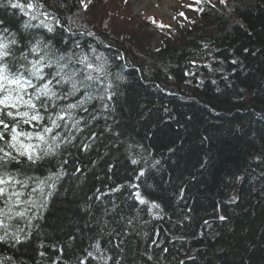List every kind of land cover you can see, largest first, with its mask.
<instances>
[{
  "label": "trees",
  "instance_id": "trees-1",
  "mask_svg": "<svg viewBox=\"0 0 264 264\" xmlns=\"http://www.w3.org/2000/svg\"><path fill=\"white\" fill-rule=\"evenodd\" d=\"M193 1L199 16L174 41L127 51L78 23L81 0H41L53 32L25 27L11 4L29 0H0L15 57L41 40L73 56L77 80L81 55L108 71L41 110L50 126L83 101L53 131L55 154L0 169L23 193L0 196V264H264V0Z\"/></svg>",
  "mask_w": 264,
  "mask_h": 264
},
{
  "label": "snow or ice",
  "instance_id": "snow-or-ice-1",
  "mask_svg": "<svg viewBox=\"0 0 264 264\" xmlns=\"http://www.w3.org/2000/svg\"><path fill=\"white\" fill-rule=\"evenodd\" d=\"M221 2L223 3L224 0ZM81 4L85 9L87 8V5L83 4V0H81ZM11 6L29 16V22L25 25L27 28L43 27L48 32H53L54 24H59V20L53 14L44 10L45 5L41 0H35V2L29 0L27 5L12 3ZM33 20L38 23L33 25L31 23ZM3 31H7V29H3ZM16 43L14 38L8 40L0 37V169L6 168L8 162L18 157H26L29 161L36 162L45 156L55 154L60 146L61 137L59 134L53 135V131L60 128V121H63L66 116H70L71 110L81 106L83 101L81 105L69 104L67 109H61L55 119L48 116V120L51 122L50 126L43 123L45 116L41 110L48 109V101L67 99L68 95L75 94L80 87L90 88L91 82L103 83L101 77L106 78L108 75L107 61L102 56H96V60L101 61L100 63H93L86 54L81 55L76 62L85 65L87 74L77 80V73L74 69L71 73L66 71L73 62V56L66 57L53 53L47 42L36 40L29 50L30 53H36L33 59L29 60L26 54L17 58L12 50V46ZM92 51L95 53V49ZM53 67L56 69L55 72H45V69ZM46 77L48 78L46 79ZM33 80L39 81V83H33ZM65 84L71 85V91L67 94L59 93L57 86ZM108 87L111 85L109 84ZM30 88L33 89L32 92H29ZM108 98L111 99V95ZM25 124L32 125L33 128L39 126L40 130L26 131L23 128ZM137 162L135 159L132 160L133 164ZM143 174L142 171L140 175ZM60 175L63 173L55 174L56 178ZM20 183L22 182L16 180L6 171L0 172V196H6L8 200L15 197L13 202L20 203L23 193L9 191L11 186ZM52 187L55 185L53 184ZM137 198L140 199L139 194H137ZM140 202L145 203L146 201L140 199ZM152 207L159 208L160 206L153 203ZM8 211L11 212V208ZM16 215L23 216L24 213L17 212ZM0 226H2V221H0ZM4 239L5 236H0V240ZM99 247L97 244V250ZM88 255L92 256L93 253L89 252ZM100 258L105 259L104 257Z\"/></svg>",
  "mask_w": 264,
  "mask_h": 264
},
{
  "label": "rangeland",
  "instance_id": "rangeland-1",
  "mask_svg": "<svg viewBox=\"0 0 264 264\" xmlns=\"http://www.w3.org/2000/svg\"><path fill=\"white\" fill-rule=\"evenodd\" d=\"M84 3L87 8H83L78 23L94 32L109 33L127 51L155 48L167 38L174 41L199 16L193 0H173L168 3V12H162L154 2L149 7H137L133 0H84Z\"/></svg>",
  "mask_w": 264,
  "mask_h": 264
},
{
  "label": "bare ground",
  "instance_id": "bare-ground-1",
  "mask_svg": "<svg viewBox=\"0 0 264 264\" xmlns=\"http://www.w3.org/2000/svg\"><path fill=\"white\" fill-rule=\"evenodd\" d=\"M173 0H133V2L136 4L137 7H140L141 5H146V7L151 6V4L154 2L156 5H158L159 9L162 10V12H168L169 6ZM149 4V5H148Z\"/></svg>",
  "mask_w": 264,
  "mask_h": 264
}]
</instances>
